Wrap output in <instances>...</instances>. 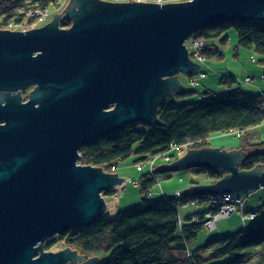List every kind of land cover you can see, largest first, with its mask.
<instances>
[{"label": "water", "instance_id": "1", "mask_svg": "<svg viewBox=\"0 0 264 264\" xmlns=\"http://www.w3.org/2000/svg\"><path fill=\"white\" fill-rule=\"evenodd\" d=\"M63 11L69 28H59L61 13H54L42 27L0 29V264L81 260L75 249L43 252V245L105 212L100 192L123 178L77 165L80 148L124 124L156 123L157 105L182 86L177 74L199 66L185 42L219 22L264 20V0H70ZM32 85L29 100L15 102ZM244 157L240 150L187 149L153 170L214 169L221 179L179 195L247 198L264 187V165L240 170Z\"/></svg>", "mask_w": 264, "mask_h": 264}, {"label": "trees", "instance_id": "2", "mask_svg": "<svg viewBox=\"0 0 264 264\" xmlns=\"http://www.w3.org/2000/svg\"><path fill=\"white\" fill-rule=\"evenodd\" d=\"M55 3L56 0H0V29H4L8 22L22 21L30 9H47L50 4L55 6ZM59 22L65 27L70 24V19L63 16ZM229 28L236 31L238 46L253 48L256 53L264 54V26L259 20L219 22L200 28L192 37L207 42L202 50L205 57H222L216 42L224 43L227 40L225 32ZM235 82V77L226 73L220 76L219 84L225 85L228 90L216 93L205 89L203 97L197 101L178 103L171 98V94L165 96L157 105L156 123L124 124L93 143L82 146L78 164L114 167L130 154H137L135 162H139L166 153L169 163L179 157L170 151L171 143L179 145L189 140L192 147H200L207 145L206 139L211 133L224 134L262 124L263 95L234 87ZM175 93L183 96L190 92ZM246 138L240 137L239 145L232 147L242 149L245 154L239 162L240 170H250L264 164V141L250 142ZM197 169L207 175L210 183L223 177L221 172L214 169ZM170 175L157 170L152 175H141L138 180L141 196L138 205L125 211L120 209L113 216L103 212L90 224L63 232L59 240L66 247L79 252H105L104 260L95 264H264V221L193 246L187 255V244L197 237L202 225L189 218L179 225L178 207L185 198L149 199L157 177L166 179ZM216 210L214 208L212 211ZM261 210L264 211V206L256 209L255 213ZM46 246L49 247V243Z\"/></svg>", "mask_w": 264, "mask_h": 264}, {"label": "rangeland", "instance_id": "3", "mask_svg": "<svg viewBox=\"0 0 264 264\" xmlns=\"http://www.w3.org/2000/svg\"><path fill=\"white\" fill-rule=\"evenodd\" d=\"M69 1L70 0H56V8H54L53 4H50L48 7V11L53 14L61 13V15L65 16L63 9H65ZM184 1L191 0H165L163 2L170 3ZM52 19L47 18L44 22L37 23L36 26H44ZM259 21L264 26V20ZM225 33L228 36L227 40L224 43L216 42V48L220 51V53H222V57L207 58L202 54L204 56L202 60H195L198 65H204L207 61H209L213 64L214 69L205 71L203 70L204 68L201 67L197 71H192L188 74H177L180 76L182 80L181 85L184 87L181 86L176 91H189L190 93L183 96H179L178 93H172L170 96L173 100H175V102L184 103L197 101L201 97H203L202 92L205 89L213 90L216 93L222 91L225 92L226 90H228V88L225 87V85L219 84V78L220 76L226 73H229L235 77L236 82L234 83V87L239 86V88L245 92L264 95V77H262V75H264V54L256 53L253 48L238 46L237 34L233 28L227 29ZM190 39L194 40L201 38H192L191 36L188 40L191 41ZM206 45L207 42L202 39V50L205 48ZM251 56L254 58L253 60H251ZM205 75L207 76L206 78ZM203 78L205 79L202 80ZM234 87L231 88V90L234 89ZM239 132L242 134L243 137L246 136V140L248 139L250 142L264 141V122L260 125L251 128L241 129ZM239 138L236 137L235 134H222L220 132H215L211 133L210 136L206 139L207 145L200 147H192V142H186L181 145L180 150H172V152L177 153L180 157L187 152V149H199L202 147H208L229 150L232 149V147L239 145ZM239 150L242 151V149ZM137 158V154H130L125 159L120 160L114 167H102L104 171H108L109 173H116L118 177L123 178V182L121 183V185H113L111 187L112 190L105 192V212L108 213L110 216H113L120 209L122 211H125L138 205L141 197L138 191L139 177L145 173H148L149 169H151V172H153L155 171L153 170L155 167H158L161 164H168L169 161L167 154L156 155L154 157L147 158L146 160L135 162ZM148 160H151L150 162H148L150 163V165L146 163V161ZM140 164L142 165V167H137ZM148 174H150V172ZM170 174V177L166 179H158V182L153 186L151 193L149 194L150 199L172 196L182 197L181 195L177 194L176 191L182 187L183 181H194L198 182L199 184L210 183V179L207 177V175L202 172L201 169L197 168H194L193 170L191 169L172 172ZM114 192L118 194L116 198L111 196V194ZM263 206L264 187L258 188L254 192L249 194V196L243 202L242 211L233 212L232 214L224 218H217L215 219L216 221L213 220V226L211 228L207 227L204 224L206 217L196 219L193 222H201L202 228L198 232L197 237L188 244L189 248L187 249V255L190 254L191 250L189 249L194 248L193 246L203 244L219 236L228 235L238 230L247 229L251 226H256L260 224L264 221L263 210L259 211L256 214L254 213V216L251 219L242 218V215H248L249 213L255 212L256 209L260 207L262 208ZM197 207L198 209L196 211L200 214H204L208 211L213 210L214 208H217L218 206L216 205L215 207H211V209L208 210V205L206 204V202L201 201L197 204ZM65 247L66 246L62 241L54 240L52 245L49 244V247L45 245L44 249L47 251H57L61 249L63 250ZM38 254H40V251ZM79 254L80 253L77 251V255ZM93 256H96L97 258L92 264L100 263L106 257V253L102 250L86 253L87 259ZM86 257H84L82 261H76V263H82L83 260L86 259Z\"/></svg>", "mask_w": 264, "mask_h": 264}, {"label": "built area", "instance_id": "4", "mask_svg": "<svg viewBox=\"0 0 264 264\" xmlns=\"http://www.w3.org/2000/svg\"><path fill=\"white\" fill-rule=\"evenodd\" d=\"M108 1H113V2H131V1H140V2H152V3H165L163 1L165 0H108ZM180 1V0H178ZM57 3H55L54 8H56ZM51 15V16H50ZM53 17V13H50L47 9H40V8H34L30 9L26 15L25 18L20 21V22H8L7 25L5 26L4 29L10 30V31H15L11 29H16L18 31L22 30H29L32 28L37 27L36 24L40 22H44L47 18ZM191 40V39H190ZM188 42V43H187ZM185 46L187 48L188 56L192 55L195 60H202L203 55H202V39H194V40H187L185 42ZM239 134H241L239 132ZM186 142H190L189 140H186ZM185 142V143H186ZM182 144H170V151L172 150H180ZM167 154V153H166ZM161 155V154H160ZM151 160L146 161V163L150 162ZM150 165V163H148ZM137 167L141 168L142 165H138ZM150 172V175L154 173L151 172V169H149L148 173ZM158 179L161 180V177H157V182ZM112 197L116 198L118 194L116 192L111 194ZM196 198V197H195ZM246 200L245 197L238 196L234 193H221V194H216V195H208L205 196L201 199H194V202L196 205L200 203L201 201L206 202L208 205V210L211 209V207H215L216 205L218 206V210L214 213L212 210L208 211L204 214H200L199 212H195V216L192 221H195L198 218L206 217L204 224L211 228L213 226V220L217 218H224L227 217L228 215L232 214L233 212L236 211H242L243 208V202ZM255 212H251L248 215H242V218H252L254 216ZM216 221V220H215ZM178 222H181V219L178 220ZM182 223V222H181ZM180 223V224H181ZM215 223V222H214Z\"/></svg>", "mask_w": 264, "mask_h": 264}, {"label": "bare ground", "instance_id": "5", "mask_svg": "<svg viewBox=\"0 0 264 264\" xmlns=\"http://www.w3.org/2000/svg\"><path fill=\"white\" fill-rule=\"evenodd\" d=\"M193 38V37H192ZM189 58L191 59V60H195V58L192 56V55H189ZM254 58L251 56V60H253ZM262 77H264V75H262ZM247 80V79H246ZM263 95V94H262ZM262 98L264 99V95L262 96ZM229 133H231V134H235L236 135V137H242V134H239V131L238 130H236V131H233V132H229ZM230 150V149H229ZM77 165H80V164H78V161H77V163H76ZM81 166H83V165H81ZM89 166H92V165H89ZM101 168L103 167V166H100ZM102 170H104L103 168H102ZM187 170H191V168H189V169H187ZM193 170V169H192ZM183 171V170H182ZM105 172H108V171H105ZM123 182V181H122ZM121 182V183H122ZM121 183L120 184H116V185H121ZM209 184V183H208ZM192 185H195V184H193L192 183V181H183L182 182V187L179 189V190H182V189H184V188H187V187H190V186H192ZM152 190V189H151ZM179 190H177L176 191V193L177 194H179ZM222 193H224V194H226V193H228V192H222ZM100 195H101V197H102V199H105L106 198V193H105V191H102V192H100ZM208 196V195H207ZM182 197H184L185 198V201H183V202H181L180 203V205H179V207H178V212H179V215H180V218L179 219H181V221H182V223L184 222V219H187V218H189L190 219V221H192L193 220V218H194V216H195V212H196V210L198 209V207H197V205H196V203L194 202V199H201V198H203V197H196V198H193L192 196H182ZM205 197V196H204ZM150 199V198H149ZM156 199V198H155ZM191 207V208H190ZM184 212V213H183ZM183 213V214H182ZM256 214V213H255ZM240 218V217H239ZM255 218V217H254ZM241 220V219H240ZM181 223V222H180ZM180 223H179V225H180ZM181 226V225H180ZM62 234V233H61ZM61 234H56L55 236H52V237H50L49 239H47L46 241H45V243H44V245H43V248H42V251L43 252H52V253H54V252H57V251H59V250H57V251H47V250H45L44 249V246L45 245H47V243H49L50 245H52V243L54 242V240H57V241H61V240H59V237L61 236ZM189 244V243H188ZM187 244V245H188ZM68 248H70V247H68ZM71 250L73 249V248H70ZM62 250V249H61ZM76 250V249H75ZM76 251H78V250H76ZM79 252V251H78ZM81 255H83V256H81V260H78V261H82V259L85 257L84 256V254H86V253H84V252H82V251H80L79 252ZM35 257H37V256H35ZM85 260H87V257H86V259ZM85 260H83V261H85ZM76 264H78V263H76ZM80 264V263H79Z\"/></svg>", "mask_w": 264, "mask_h": 264}, {"label": "flooded vegetation", "instance_id": "6", "mask_svg": "<svg viewBox=\"0 0 264 264\" xmlns=\"http://www.w3.org/2000/svg\"><path fill=\"white\" fill-rule=\"evenodd\" d=\"M57 13H55L54 15H56ZM63 17V15H61V18ZM66 17V16H65ZM60 18V19H61ZM60 23V22H59ZM72 25V22H71V20H70V24L69 25H67V26H65V27H63V26H61L60 24H58V27L59 28H62V29H65V28H69L70 26ZM40 27H42V26H40ZM35 28H38V27H35ZM34 85H32V86H28V87H26V88H24V89H22V90H20V97L18 98V99H16V101L15 102H17V103H25V102H27L28 100H29V93L30 92H32L33 90H34ZM46 95L47 94H49V90H47V92L45 93ZM39 105V103L38 102H36V104H35V106H38ZM3 123V122H2ZM2 123H0V124H2Z\"/></svg>", "mask_w": 264, "mask_h": 264}, {"label": "crops", "instance_id": "7", "mask_svg": "<svg viewBox=\"0 0 264 264\" xmlns=\"http://www.w3.org/2000/svg\"><path fill=\"white\" fill-rule=\"evenodd\" d=\"M192 61H193L194 63L198 64L195 60H192ZM201 67H203V68H204L203 70H205V71H208V70L214 69V68H213V64L210 63L209 61H207L206 64H204V65H199L197 68L193 69L192 71H193V72H194V71H197V70L200 69ZM192 71H190V72H192ZM188 73H189V72H187V73H185V74H188ZM206 77H207V76H205V78H206ZM177 78H178L179 82L182 83V80H181V78H180L179 75H177ZM205 78H203L202 80H204ZM202 80H201V81H202ZM172 93H175V91L171 92L170 94H172Z\"/></svg>", "mask_w": 264, "mask_h": 264}]
</instances>
